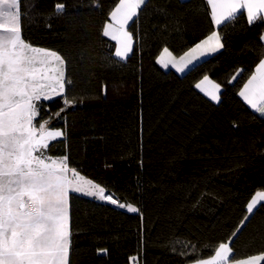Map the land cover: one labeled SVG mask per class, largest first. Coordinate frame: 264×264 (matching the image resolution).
I'll use <instances>...</instances> for the list:
<instances>
[{"label":"trees","instance_id":"1","mask_svg":"<svg viewBox=\"0 0 264 264\" xmlns=\"http://www.w3.org/2000/svg\"><path fill=\"white\" fill-rule=\"evenodd\" d=\"M116 3L20 0L23 38L64 57L72 81L71 106L38 102L37 123L66 132L48 154L67 155L106 195L139 209L70 192V264H188L229 241L235 260L264 254V201L247 212L264 191V117L239 96L264 57V22L244 14L217 27L224 47L177 74L157 57L165 47L179 56L214 30L206 0H147L127 27L125 60L103 35ZM205 75L220 85L219 102L195 87Z\"/></svg>","mask_w":264,"mask_h":264},{"label":"snow or ice","instance_id":"2","mask_svg":"<svg viewBox=\"0 0 264 264\" xmlns=\"http://www.w3.org/2000/svg\"><path fill=\"white\" fill-rule=\"evenodd\" d=\"M146 3L147 0H117L109 13L111 22L105 23L103 35L117 41L115 56L120 60L127 59L132 52L133 36L127 27L138 19ZM206 3L217 27L245 13L249 24L264 22V0H206ZM64 8V4L58 3L57 13ZM223 47L219 32L212 31L179 59L165 47L158 63L165 68L171 64L183 72L193 61ZM71 84L66 77L64 57L23 38L20 0H0V264H70V192L127 207L129 212L139 211L131 204H118L111 194L106 195L104 187L69 166L67 155L54 158L48 154L50 142L64 137L66 132L51 129V119L37 123L38 102L62 97L65 108L71 106L73 101L65 95L66 86ZM195 87L212 101H220V85L207 75ZM239 96L264 117V59ZM65 108L55 116L59 117ZM262 201L264 191H257L247 204V212L253 213ZM230 244L231 241L219 243L212 255L198 259L196 264H230L235 260ZM191 247L195 253L196 246ZM262 260L264 254L238 260L236 264H258Z\"/></svg>","mask_w":264,"mask_h":264},{"label":"crops","instance_id":"3","mask_svg":"<svg viewBox=\"0 0 264 264\" xmlns=\"http://www.w3.org/2000/svg\"><path fill=\"white\" fill-rule=\"evenodd\" d=\"M209 10H210V7H209ZM245 15H246V13H245ZM247 17V16H246ZM111 22V20H110V17H109V20L107 21V23H110ZM215 26V28H214V30L213 31H217V26L216 25H214ZM104 29V28H103ZM128 30V29H127ZM211 34V33H210ZM209 35V34H208ZM207 35V36H208ZM206 36V37H207ZM261 36H264V32H262V34H261ZM106 38H108L109 40H111V41H113L114 43H115V49H116V46H117V41H115V40H113V39H111V37L110 36H105ZM206 37H204L203 39H205ZM203 39H201V40H203ZM200 40V41H201ZM199 41V42H200ZM262 41H264V40H262ZM199 42H197V43H199ZM196 43V44H197ZM195 46V44L193 45V46H191V47H194ZM190 47V48H191ZM189 48V49H190ZM164 49V48H163ZM163 49L160 51V53H159V55H158V57H157V63H158V59L160 58V56H161V54H162V52H163ZM189 49H187L186 51H188ZM185 51V52H186ZM171 52V51H170ZM185 52H183L181 55H179V56H175L177 59H179V57L180 56H182ZM172 53V52H171ZM114 54H115V51H114ZM130 54V53H129ZM173 54V53H172ZM214 54V53H213ZM212 55V54H211ZM174 56V55H173ZM210 56V55H209ZM206 57H208V56H206ZM206 57H203V58H201V59H199V60H196V61H193V63L192 64H190V65H188V67H186L185 69H184V71L183 72H180V71H177V69L175 68V67H173L171 64H169L168 65V67H166V68H169V69H171V70H173V71H175L177 74H182V73H184L188 68H190L191 66H193L195 63H197V62H199V61H201L202 59H204V58H206ZM165 59H167V57H165ZM261 59H264V57H262ZM260 59V60H261ZM260 60H259V62H260ZM259 62L254 66V68H253V71L255 70V68H256V66L259 64ZM161 67H163V68H165L162 64H160V63H158ZM252 71V72H253ZM252 72H251V74H252ZM251 74L249 75V77L246 79V81L243 83V85L247 82V80L250 78V76H251ZM203 79V78H202ZM201 79V80H202ZM200 80V81H201ZM200 81H198L197 83H199ZM212 81V80H211ZM196 83V84H197ZM215 83V82H214ZM243 85L241 86V88H240V90L242 89V87H243ZM198 91H200L203 95H205L204 94V92H202L200 89H197ZM239 90V91H240ZM207 98H209L210 99V97H208L207 95H205ZM241 98V97H240ZM242 99V98H241ZM211 100V99H210ZM243 100V99H242ZM214 102H216V101H214ZM243 102L246 104V102L243 100ZM247 105V104H246ZM248 106V105H247ZM249 107V106H248ZM250 108V107H249ZM251 109V108H250ZM252 110V109H251ZM254 111V110H253ZM258 115H260L259 113H257ZM55 158V157H54ZM251 201V200H250ZM249 201V202H250ZM259 255H261V254H257V255H253V256H259ZM249 257H251V256H249ZM246 258H248V257H246ZM246 258H242V259H246ZM207 259V258H206ZM242 259H237V260H233V261H231L230 262V264H236V261H238V260H242ZM196 262L197 261H195V262H191V263H188V264H196ZM261 263V261H259L258 262V264H260Z\"/></svg>","mask_w":264,"mask_h":264},{"label":"rangeland","instance_id":"4","mask_svg":"<svg viewBox=\"0 0 264 264\" xmlns=\"http://www.w3.org/2000/svg\"><path fill=\"white\" fill-rule=\"evenodd\" d=\"M174 55V54H173ZM174 56H176V55H174ZM51 129H53V130H55V129H60V128H52V127H50ZM61 130V129H60ZM108 202V201H107ZM110 203V202H109Z\"/></svg>","mask_w":264,"mask_h":264}]
</instances>
